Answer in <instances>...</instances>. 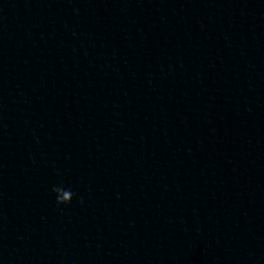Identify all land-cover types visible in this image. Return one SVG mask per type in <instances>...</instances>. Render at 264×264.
<instances>
[{"label":"clouds","instance_id":"obj_1","mask_svg":"<svg viewBox=\"0 0 264 264\" xmlns=\"http://www.w3.org/2000/svg\"><path fill=\"white\" fill-rule=\"evenodd\" d=\"M52 192L55 195V202L57 206L70 205L75 196V193L70 188H65L62 183L53 186Z\"/></svg>","mask_w":264,"mask_h":264}]
</instances>
